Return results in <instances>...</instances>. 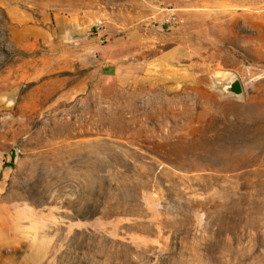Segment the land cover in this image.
Returning a JSON list of instances; mask_svg holds the SVG:
<instances>
[{"label": "rangeland", "instance_id": "rangeland-1", "mask_svg": "<svg viewBox=\"0 0 264 264\" xmlns=\"http://www.w3.org/2000/svg\"><path fill=\"white\" fill-rule=\"evenodd\" d=\"M260 12L0 0V264H264ZM118 36L138 67L103 78Z\"/></svg>", "mask_w": 264, "mask_h": 264}, {"label": "crops", "instance_id": "crops-1", "mask_svg": "<svg viewBox=\"0 0 264 264\" xmlns=\"http://www.w3.org/2000/svg\"><path fill=\"white\" fill-rule=\"evenodd\" d=\"M8 14L12 20L16 18V14L14 12H9ZM259 19L262 21L264 20L262 12L259 14ZM256 44L257 47L251 50L250 54L257 57V63L259 64L258 68H264V66H262L264 64V34H259L258 38L256 39ZM101 49L102 50L99 51H104L105 54L100 53L96 58V67L98 68L89 69L96 71L103 78L127 79L130 78L133 71L137 69L134 68V66L138 67V64L133 62L134 53L132 52L131 44L127 38L118 36L117 38L113 39L110 45H107L106 48ZM84 55L85 57L88 56V54H85V52Z\"/></svg>", "mask_w": 264, "mask_h": 264}, {"label": "built area", "instance_id": "built-area-1", "mask_svg": "<svg viewBox=\"0 0 264 264\" xmlns=\"http://www.w3.org/2000/svg\"><path fill=\"white\" fill-rule=\"evenodd\" d=\"M179 22L175 9L170 5L165 6L163 8L162 25L173 26L179 24ZM98 24L100 25V22Z\"/></svg>", "mask_w": 264, "mask_h": 264}, {"label": "water", "instance_id": "water-1", "mask_svg": "<svg viewBox=\"0 0 264 264\" xmlns=\"http://www.w3.org/2000/svg\"><path fill=\"white\" fill-rule=\"evenodd\" d=\"M230 91L235 94H239L241 92L240 83L237 80H234L230 85Z\"/></svg>", "mask_w": 264, "mask_h": 264}]
</instances>
